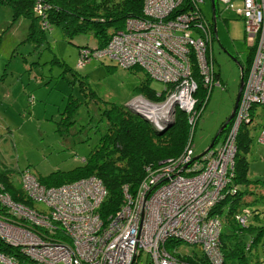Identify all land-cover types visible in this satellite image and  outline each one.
Listing matches in <instances>:
<instances>
[{
  "label": "built area",
  "instance_id": "2783aa9c",
  "mask_svg": "<svg viewBox=\"0 0 264 264\" xmlns=\"http://www.w3.org/2000/svg\"><path fill=\"white\" fill-rule=\"evenodd\" d=\"M202 2L143 0V14L127 16L104 47L90 52L82 48L79 65L93 56L108 55L122 66H141L150 78L164 83L165 96L157 102L138 97L159 107L177 99V107L185 108L194 127L201 100L208 98L215 83L220 84L215 81L212 28L200 11ZM218 2L245 19L246 40L254 47L221 146L195 158L191 134L179 155L146 165L134 192H129L124 183L120 206L106 217L99 207L107 188L96 174L50 187L35 184L40 188L38 201L47 202V211L0 196L2 230L7 229L9 220L24 236L21 242H15L0 233L6 242L18 247V253L0 251V264H138L142 258L144 264H193L182 257L179 244L166 248L169 238L198 245L209 264H224L219 247L222 220L211 213V208L236 190L229 181L240 123L250 120L252 104L264 107V0ZM48 8L44 1L35 0L33 9L41 14L44 27H49ZM257 137L264 142V126ZM31 178L38 180L34 173L23 170L21 182H31ZM22 187L34 199V192L31 196L29 189ZM10 213L20 220L12 222ZM244 213L236 214L242 223L248 215L245 209Z\"/></svg>",
  "mask_w": 264,
  "mask_h": 264
},
{
  "label": "rangeland",
  "instance_id": "374dc122",
  "mask_svg": "<svg viewBox=\"0 0 264 264\" xmlns=\"http://www.w3.org/2000/svg\"><path fill=\"white\" fill-rule=\"evenodd\" d=\"M42 1L50 9L48 0ZM215 1L219 6L218 37L214 36L211 51L219 72V80L215 81L220 84L215 83L208 91V98L201 100L203 108L200 107L194 127L191 125L194 155L208 146L221 120L230 114L240 82L239 65H246L250 52L245 19ZM201 7L204 15L211 19L210 0H204ZM42 22V16L33 21L28 14L13 16L11 6L0 2V170H8L22 191L23 185L31 196L34 192L31 205L47 211V202L38 201L40 188L37 186L52 184L53 180L77 179L72 173L74 168L84 162L104 131L100 117L104 100L126 106L129 99L143 95L138 92V86L146 72L141 66H122L108 55L93 56L79 65V45H94L95 37L89 32H80L68 38L56 24L40 30ZM32 26L34 35L30 33ZM80 84L87 89L82 90ZM149 84L157 90L164 88V83L156 79L151 78ZM142 97L151 102L158 101L153 97ZM68 99L71 104L65 111ZM248 111L250 120L240 124L247 126L252 137L247 152V175L256 179V184L243 196L242 202L252 212L259 210V214L246 217L247 228L264 225V194L260 193V189H264V143L257 139L264 124V107L252 104ZM221 137L213 144L214 149L221 146ZM26 169L41 180L31 178V182L25 180L22 183L20 174ZM0 196L11 197L7 191H0ZM13 219L20 220L16 216ZM6 222L7 229L2 230L0 226V233L21 242L24 236L9 220ZM255 244L249 252L253 259L256 254L258 257L264 254V236ZM178 249L199 252L198 245L185 241L180 242ZM138 264H144V259Z\"/></svg>",
  "mask_w": 264,
  "mask_h": 264
},
{
  "label": "trees",
  "instance_id": "16d2710c",
  "mask_svg": "<svg viewBox=\"0 0 264 264\" xmlns=\"http://www.w3.org/2000/svg\"><path fill=\"white\" fill-rule=\"evenodd\" d=\"M0 2L11 6L13 16H19L21 13L28 14L32 21L34 18L41 17V14L33 9L35 0H0ZM48 3L51 4V7L45 12L48 14L46 18H48L49 26L51 24L58 25L63 35L68 38H73V35L80 32H89L95 37L94 45H79L81 50L84 47L90 50L104 47L112 32L123 26L127 16L143 14L142 0H48ZM200 11L204 14L202 8ZM210 27L212 28V26ZM32 28L33 26L30 33L34 35ZM46 29L47 27L40 25V30ZM253 50L254 47H250L247 63L245 66L242 65L243 78L252 61ZM193 67H196L195 63H193ZM215 74L216 79L219 80L217 70ZM150 79V76L145 73L138 86V92L157 100L164 98V90L161 89L162 93L157 95L160 90L150 86ZM80 87L84 91L87 89L84 84H80ZM199 90H202L201 85ZM70 104L68 99L65 111L68 110ZM100 115L104 122V131L101 133L98 143L84 158V162L77 165L72 173H75V178L96 174L102 179L107 188V194L99 211L103 217H106L120 206L123 199V184L128 185L129 192H134L144 175L146 165L158 164L162 159L179 155L191 138L192 128L188 121L189 114L178 107H176L174 123L163 130L153 126L124 104L114 101L104 100ZM232 120L233 117L229 124ZM251 139L247 126L240 124L236 139L234 172L229 181L236 190L227 193L211 208V213L218 214L222 220L219 247L224 264H264V254L261 257L256 254L257 259H253L249 255L253 246L256 245L255 243L259 242L262 235L264 236V225H249L248 228L245 226L246 217L251 214L257 217L259 210L254 209L252 212L250 208L243 206L242 202L243 196L247 192H251L252 187L256 184L254 183L256 179L247 175L249 166L247 152ZM38 178L40 179V177ZM53 178L54 176L51 179ZM52 182L47 186L58 185L64 181L53 180ZM0 191H7L13 200L20 199V202L28 206L32 204L31 198L21 190L20 184L15 182L8 170H0ZM260 193L264 194V189H260ZM244 209L248 215L244 217L245 221L242 223L236 219L235 214H245ZM9 216H12V213ZM13 218L14 216L11 221L15 223L17 220L14 221ZM247 233L249 236H245ZM176 244H180V241L169 238L165 246L170 249ZM0 251L16 253L18 247L9 244L0 237ZM182 255L193 264H209L200 250L199 252H182Z\"/></svg>",
  "mask_w": 264,
  "mask_h": 264
},
{
  "label": "water",
  "instance_id": "95a60500",
  "mask_svg": "<svg viewBox=\"0 0 264 264\" xmlns=\"http://www.w3.org/2000/svg\"><path fill=\"white\" fill-rule=\"evenodd\" d=\"M210 7H211L212 17L214 18L215 17V0H210ZM213 28L217 34L216 21L214 22ZM239 68H240V82H239V87L237 90L236 98L233 104V108L230 114H228L227 118L222 122V124L216 130L208 146L203 151L194 155L195 158L202 155L205 151L209 150L212 147V145L215 143L223 127L235 114L238 99H239L240 92H241L242 85H243L242 64L239 65ZM177 102H178L177 99H174L172 101H169L164 106L159 107V106H156V105H153L147 102L143 98L133 97L128 100V102L126 103V107L130 109L132 112L140 115L142 118H144L146 121H148L153 126H158L161 128V130H163L171 126L174 123ZM179 109L183 111L185 110V108L182 106H180ZM164 160L165 159H162L161 162Z\"/></svg>",
  "mask_w": 264,
  "mask_h": 264
},
{
  "label": "flooded vegetation",
  "instance_id": "af4514ba",
  "mask_svg": "<svg viewBox=\"0 0 264 264\" xmlns=\"http://www.w3.org/2000/svg\"><path fill=\"white\" fill-rule=\"evenodd\" d=\"M217 9H218V5L215 3V17H214V18L212 17V13H211V19H208V18L205 16V20L209 23V26H212V35H211V42H210L211 48H212V42H213L214 36H215V37H218L217 34H216V32H215V30H214V28H213V26H214V22L217 21ZM213 58H214V57H213ZM234 58H235V57H234ZM202 108H203V107H202ZM199 115H200V114H199ZM227 116H228V115H227ZM227 116L221 120L219 126H220V125L222 124V122L227 118ZM198 117H199V116H198ZM229 121H230V120H229ZM229 121L226 123V125L223 127V129L221 130L220 134L218 135V137L222 135L221 140L223 139V136L226 135V133L228 132V130H229V128H230V125H231L232 121L230 122V124H229ZM228 125H229V126H228ZM226 128H227V129H226ZM225 130H226V131H225ZM212 147H213V145H212ZM212 147H211V148H212ZM211 148H210V149H211Z\"/></svg>",
  "mask_w": 264,
  "mask_h": 264
},
{
  "label": "crops",
  "instance_id": "0c3cea01",
  "mask_svg": "<svg viewBox=\"0 0 264 264\" xmlns=\"http://www.w3.org/2000/svg\"><path fill=\"white\" fill-rule=\"evenodd\" d=\"M48 28V27H47ZM49 28H51V26H49Z\"/></svg>",
  "mask_w": 264,
  "mask_h": 264
}]
</instances>
